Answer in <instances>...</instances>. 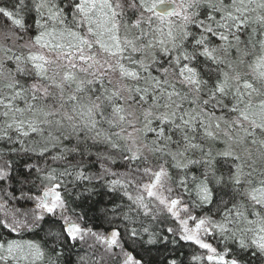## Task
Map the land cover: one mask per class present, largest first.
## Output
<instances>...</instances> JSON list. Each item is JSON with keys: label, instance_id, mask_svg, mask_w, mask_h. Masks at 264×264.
Returning a JSON list of instances; mask_svg holds the SVG:
<instances>
[{"label": "snow or ice", "instance_id": "snow-or-ice-1", "mask_svg": "<svg viewBox=\"0 0 264 264\" xmlns=\"http://www.w3.org/2000/svg\"><path fill=\"white\" fill-rule=\"evenodd\" d=\"M185 249L264 264V0H5L0 264Z\"/></svg>", "mask_w": 264, "mask_h": 264}, {"label": "trees", "instance_id": "trees-1", "mask_svg": "<svg viewBox=\"0 0 264 264\" xmlns=\"http://www.w3.org/2000/svg\"><path fill=\"white\" fill-rule=\"evenodd\" d=\"M5 0H0V4L4 3ZM93 200L96 201L94 207L92 208L91 211L88 212V216L92 217L93 220L91 221L92 223H95L96 227L98 230H102L103 227H105L103 220L99 217L98 215V210L106 203H108V194L103 189H100L99 195L93 197ZM87 207V205H84ZM185 264H187V255L190 254L188 249H185Z\"/></svg>", "mask_w": 264, "mask_h": 264}]
</instances>
